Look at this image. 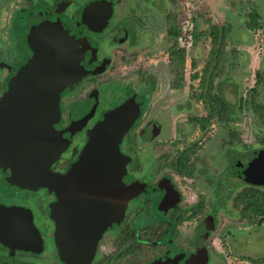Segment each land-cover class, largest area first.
I'll use <instances>...</instances> for the list:
<instances>
[{"label":"flooded vegetation","instance_id":"1","mask_svg":"<svg viewBox=\"0 0 264 264\" xmlns=\"http://www.w3.org/2000/svg\"><path fill=\"white\" fill-rule=\"evenodd\" d=\"M38 1L19 0L13 6L10 0H0V101L12 78L33 54L28 42L31 30L48 23L62 27L72 38L75 55L79 57L78 67L83 74L63 88L57 98V114L53 116L52 127L60 152L48 163V173L63 175L73 166L88 140L89 131L102 121L105 113L115 109V106L100 108L103 97L115 96V90H127L125 95H129L123 101L133 99L137 115L119 142V150L127 158V170L118 186L123 215L118 222L112 216L98 226L93 214L79 208L87 203L67 199L61 207V190L54 179L39 175L32 179L16 178L12 175L14 167L23 165V155L19 152L33 147L30 135H0V264H210V256L214 253L220 255L215 257L218 264H228L233 257L240 260L242 255H236L233 248L226 246L238 238L232 232L233 227L207 225L214 204L213 187L201 182L197 166L208 154L204 147L211 138L209 130L213 123L201 133L205 141L189 157L188 164L193 169L186 176L180 175L172 162L179 161L182 152L200 138L176 145L169 139L158 141L147 137L148 132L153 135L157 129L156 123L151 125L152 118L163 119V111L167 110L162 106L149 107L152 100L163 99L157 97L162 93L163 80L159 70L151 71L147 64L135 65L145 61V57L137 59L139 53L149 54L152 49L160 51L170 67L171 86L177 89L175 93L180 94L185 85L183 68L169 64V50L174 39L168 36V14L156 21L151 19L152 24L143 26L150 33L148 39L134 38L127 42L126 38L116 35V21H121L122 16L133 18L124 14L115 18V7L109 3L87 0L79 7V17L70 18L65 16L64 9L69 1L58 0L54 6L41 5ZM96 1L99 3L89 12L88 6ZM85 10L90 17L84 22ZM7 13V24H1V17ZM68 19L72 20L69 21L71 27L67 25ZM133 24L137 29L142 28L135 20L130 26ZM161 25L162 35L160 32L157 36L155 30ZM176 25L182 30L177 16ZM181 40L183 38L178 36L175 49L183 46ZM150 74L158 77L156 84L146 80ZM133 78L137 79V86L132 83ZM200 102L203 113L196 117L206 115L205 104ZM204 132L208 134L207 139ZM230 140L229 135L228 142ZM130 156L141 158L146 177L137 175L138 168L129 169ZM233 177L245 185L233 197V205L240 213V219L233 223L237 229L247 221L243 218L239 196L250 185L259 189L263 186ZM62 223L64 228H60ZM61 230L64 237L60 236ZM60 246L67 248L64 255Z\"/></svg>","mask_w":264,"mask_h":264},{"label":"rangeland","instance_id":"2","mask_svg":"<svg viewBox=\"0 0 264 264\" xmlns=\"http://www.w3.org/2000/svg\"><path fill=\"white\" fill-rule=\"evenodd\" d=\"M17 1L19 0H10L13 6ZM57 1L39 0L38 2L41 5L54 6ZM62 1H69L70 3H66L64 8L65 16L78 18L80 15L79 7L87 0ZM102 1L115 7V18H120L123 14L133 18L131 20L124 19L122 16L123 19L121 21H116L118 25L116 35L126 38L127 42L134 38L148 39L150 33L145 31L143 26L152 24V20L156 21L167 14L173 17L169 20V27L177 26L174 23H170L177 16L180 28H182V34L187 40H190L189 30L194 20H196L199 31L206 28L207 25L204 22L206 19L213 23L230 26L226 58L222 63L223 73L221 72L219 76L214 78V85L215 91L220 93L234 107L235 119L226 126L219 122L213 123L212 128L209 130L211 138L204 147V151L207 150L208 154L206 153V157H203V159L201 157L202 160H200L197 168L201 182L205 181L213 187L212 200H214V204L212 203L213 205H211V216L209 218L212 222L208 221L207 225L213 224L217 228H222L228 224L231 228L233 227L232 232L236 236L238 235V238L233 239V244L227 243L226 246L233 248L235 254L242 255L241 259H243L238 260L233 257L228 261V264H264V221L259 225L244 221L241 223L240 228L234 229L235 224L233 223L240 219V213L233 205V197L245 185L234 178L231 172V164L238 158L244 160L243 157L248 158L250 152L264 149V141H259V138L264 139V118L261 119L256 112L248 109L249 103L242 108L239 107L238 103L240 97L247 98L246 102L249 101L246 92L255 85V71L260 69L264 73V26L256 31L249 30L245 26L248 12L255 7L259 10L264 24V0H118L119 5L117 0ZM8 11L10 12V8H8ZM8 17L9 13L4 18L1 17V24H7ZM41 17L42 15L39 16V19ZM65 19L67 18L65 17ZM133 20L138 25L141 24L142 28H135V23L130 26ZM69 21L72 20H66L67 25L71 27ZM162 26L155 30L157 36H159L160 32L162 35ZM153 42L155 43V39H153ZM181 44H185L184 39L181 40ZM209 48L210 42L208 38H201L199 42L192 45L187 44L186 61L182 70L185 85L180 94L175 93L177 89L171 86L173 78L169 72L170 67L167 60H164L165 56L160 54V51H153L151 47L152 50L151 52H149L150 50L148 51L149 54L141 52L137 56V59L145 57L147 63L139 61L135 65L141 64L143 66L147 64V68L151 71L159 70L163 80L162 93L157 95V97L160 96L159 98L163 99L161 101L158 100L159 102L152 100L149 107L162 106L166 107L167 111H163V119L152 118L151 125L156 123L157 129L153 132V135L148 132L147 137L149 136L150 140L169 139L174 144L181 145L184 144V141L187 142L195 137H199L200 140L203 138L196 124L190 121L191 116L203 113L202 103L191 98L192 91H197L200 88L197 86L199 79L192 80L190 75L193 72L201 74ZM193 61L195 62V67L191 66ZM156 79L158 77L155 74L146 76V80L151 82V84H156ZM136 81L137 79L133 78L132 83L135 86H137ZM188 85H191V87H187ZM151 89L153 90L154 87ZM125 91L127 90H115V96L112 94L104 96L102 94L104 97L99 107L108 109L115 106L117 108L127 102H134L133 99L123 101L124 97L129 95H125ZM256 102L263 106L261 113L264 116V84L259 87ZM229 129L237 130L239 139L228 142ZM150 151L152 150L150 149ZM204 151L201 154H204ZM151 154L153 152H150ZM128 162L129 169H132V167H135L134 169L138 168L137 175L140 178L146 177L144 169H142L143 162L141 158L130 156ZM124 169H126V166ZM262 188L264 190V186ZM217 256L220 255L214 253L210 256L208 263L218 264V261L215 260Z\"/></svg>","mask_w":264,"mask_h":264},{"label":"water","instance_id":"3","mask_svg":"<svg viewBox=\"0 0 264 264\" xmlns=\"http://www.w3.org/2000/svg\"><path fill=\"white\" fill-rule=\"evenodd\" d=\"M98 3L89 5V12ZM86 12H83L84 22L90 17ZM28 36L33 54L12 78L0 101V135L27 134L33 144L30 149L19 152L23 155V165L14 167L12 175L54 179L61 190V207L67 199H76L87 203L79 208L93 214L98 226L112 216L118 222L123 215L118 186L127 162L119 150V142L137 115L136 105L127 102L106 113L89 131L88 140L73 166L63 175L48 173V163L60 152L52 127L53 116L57 114V98L60 91L83 72L78 67L79 57L75 55L72 38L59 25L40 24ZM243 159L233 162L232 174L247 183L264 186V149ZM63 230L61 237L65 235ZM60 248L64 255L66 246Z\"/></svg>","mask_w":264,"mask_h":264},{"label":"trees","instance_id":"4","mask_svg":"<svg viewBox=\"0 0 264 264\" xmlns=\"http://www.w3.org/2000/svg\"><path fill=\"white\" fill-rule=\"evenodd\" d=\"M175 1V0H172ZM169 20L173 17L171 15L167 16ZM170 23L176 24V17ZM205 24L207 25L204 30H200L197 27L196 20L192 23V26L189 30L190 36L187 40L183 36L182 30H178L176 26L168 27V36L169 38L174 39V44L169 50V64L171 66H179L184 68L186 61V47L187 44L197 43L201 38H208L210 42V48L208 50L207 58L204 61V65L201 69V74L194 72L190 75L192 80L199 79L200 87L197 91L193 90L191 93V98L196 101H203L205 104L206 115L205 116H191L190 121L199 126L200 132L203 131L212 123H222L226 126L235 119V110L234 107L222 96L220 93L215 91L214 78L219 76L221 72L223 73L222 63L226 58V47L228 42V34L230 32V26L224 24L213 23L209 19H206ZM247 29L256 31L262 29L264 24L261 18V14L257 8L251 9L247 14V20L245 22ZM178 36H181L185 40V45L177 47ZM192 67H195V62H191ZM256 81L255 85L247 90V96L249 101L246 102L247 98H239V107L242 108L245 104L249 103L248 109H252L253 112H256L261 119L264 118L261 113V106L256 102L258 97V91L260 85L264 84V73L262 70L257 69L256 71ZM184 80V78H183ZM230 141L239 139V133L237 130L229 129ZM206 139L208 134L204 132ZM264 141L263 138H259V141ZM205 139H201L199 142L192 143L191 147L186 148L182 154L183 157L178 159L179 161L172 162L174 169L183 176L190 175L192 172V165L188 164L189 157L197 152ZM242 201L241 211L243 212V218L252 224L259 225L264 221V190L259 189L257 186H249L242 192V195L239 196Z\"/></svg>","mask_w":264,"mask_h":264}]
</instances>
